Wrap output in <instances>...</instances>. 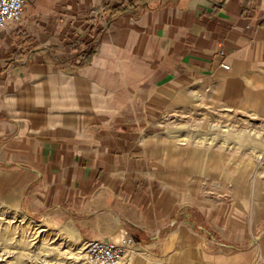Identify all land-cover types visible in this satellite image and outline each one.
<instances>
[{"label": "crops", "instance_id": "1", "mask_svg": "<svg viewBox=\"0 0 264 264\" xmlns=\"http://www.w3.org/2000/svg\"><path fill=\"white\" fill-rule=\"evenodd\" d=\"M245 67L264 77V0H29L0 28V192L34 214H120L139 235L133 252L199 258L226 233L169 194L151 132L181 91L192 104L197 80ZM204 208L202 222L219 220ZM253 232L240 257L264 264Z\"/></svg>", "mask_w": 264, "mask_h": 264}, {"label": "rangeland", "instance_id": "2", "mask_svg": "<svg viewBox=\"0 0 264 264\" xmlns=\"http://www.w3.org/2000/svg\"><path fill=\"white\" fill-rule=\"evenodd\" d=\"M196 90L204 99L191 104L180 97L181 91L157 120L151 137L156 139L162 170L171 174L169 194L176 192L182 195L179 201L188 200L200 226L208 223L210 230L220 227L227 235L199 247L194 260L152 256L155 248L142 247L117 264L127 259V264H253V257L242 258L240 251L249 253L258 243L253 228L264 232V77L253 75L250 67L220 71L184 91L191 95ZM214 124L218 125L212 129ZM25 204L0 192V264H72V257L65 254L67 233L86 246L95 238L119 240L132 233L139 239L136 228L120 214L79 209L34 214L25 210ZM207 204L219 220L202 222L200 210L206 212Z\"/></svg>", "mask_w": 264, "mask_h": 264}, {"label": "built area", "instance_id": "3", "mask_svg": "<svg viewBox=\"0 0 264 264\" xmlns=\"http://www.w3.org/2000/svg\"><path fill=\"white\" fill-rule=\"evenodd\" d=\"M29 0H0V28L7 27L12 22H20L23 12ZM220 54L225 56V51ZM221 67L230 69V65L223 60ZM136 238L127 234L119 240L95 238L87 242L86 252L92 264H117L124 261L136 246Z\"/></svg>", "mask_w": 264, "mask_h": 264}, {"label": "bare ground", "instance_id": "4", "mask_svg": "<svg viewBox=\"0 0 264 264\" xmlns=\"http://www.w3.org/2000/svg\"><path fill=\"white\" fill-rule=\"evenodd\" d=\"M198 98L200 97V95L199 96H197ZM217 125L218 124H214L213 125V128L212 129H215V127H217ZM243 133V132H242ZM208 135H209V133H208ZM241 135V134H240ZM236 137V136H235ZM180 138V137H179ZM215 138H216V136L215 135H213V139H212V141H214L215 140ZM182 140H184V139H182ZM186 140V139H185ZM210 140H211V138H210ZM180 141H181V139H180ZM227 141V140H226ZM173 142H175V140L173 141ZM172 142V143H173ZM14 207H17V204L16 203H14ZM21 217H22V219H25L26 218V216H23V214H21L20 215ZM32 222V221H31ZM65 237H67L65 240H66V242H67V244H68V249H67V251L65 252V254L66 255H69V256H71L72 257V260H73V263L72 264H79L80 262V264H92V263H90L89 262V256H88V254H87V252H85V250L87 249V246H86V243H81V242H78L77 241V237H75V235L74 234H72V233H67V236H65ZM75 237V238H74ZM62 255V254H61ZM129 256V255H128ZM131 256V255H130ZM120 262H123V261H120ZM127 262H128V259H127V261L126 262H124L123 264H127ZM64 263V262H63ZM119 263V262H118ZM58 264H60V263H58Z\"/></svg>", "mask_w": 264, "mask_h": 264}, {"label": "trees", "instance_id": "5", "mask_svg": "<svg viewBox=\"0 0 264 264\" xmlns=\"http://www.w3.org/2000/svg\"><path fill=\"white\" fill-rule=\"evenodd\" d=\"M96 51L94 49H89L84 51L81 62L77 63V67L85 66L89 64L95 55Z\"/></svg>", "mask_w": 264, "mask_h": 264}]
</instances>
